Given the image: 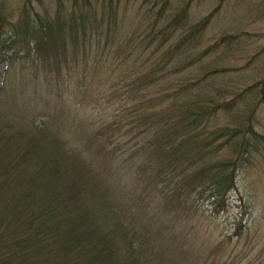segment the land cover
Wrapping results in <instances>:
<instances>
[{
  "label": "rangeland",
  "instance_id": "obj_1",
  "mask_svg": "<svg viewBox=\"0 0 264 264\" xmlns=\"http://www.w3.org/2000/svg\"><path fill=\"white\" fill-rule=\"evenodd\" d=\"M108 1L2 0L12 28L19 30L24 22L29 28L34 23L36 27L40 18L64 38L67 52L60 51L57 64L53 58L44 60L40 55L29 62L18 60L6 78H0V130L17 133L21 142L31 135L39 138L38 154L44 159L50 156L49 142L55 139L62 143L64 152L76 156L64 159V170L69 178L76 177L86 187L85 227L94 225L95 237L111 230L114 254L122 264H135L132 246L136 247L137 264H264V140L256 141L243 160L236 158L242 153L238 150L236 154L231 145L215 147L209 156L211 160H235L236 189L230 195L231 204L217 211L206 193L188 200L175 199L161 185L147 180L150 169L135 177L139 154L123 163L135 150L131 148L133 143L139 145L146 139L144 130L131 140L136 134L131 129V119L138 114L152 120L150 111L165 104L166 96L161 100V95L185 84L189 86L182 88L178 99L199 104L229 100L254 85L251 92L235 100L233 108L218 111L210 128L241 124L254 107L251 124L264 137V103L258 102L259 89L264 90V0H223L198 35L196 45L184 48L166 66L162 62L168 45L218 0H192L181 24L183 29L173 26L177 29L173 33L172 26L165 25L186 0H170L162 13L161 0H112L113 5L117 4V21L106 32V11L102 15V7ZM80 7L87 16L80 18ZM73 10L75 14L71 16ZM81 20L87 24L82 26ZM70 21L79 28L76 45L69 38ZM224 34L237 36L199 57L204 48ZM164 37V44L158 46ZM2 39L8 43L9 35L3 33ZM21 46L19 54L25 50V45ZM5 65L0 63V71ZM216 68L226 70L203 78ZM144 74L145 78H155L154 82H134ZM133 104L137 112L128 113ZM123 109H127L126 118L120 130L104 135L110 142L100 135L93 140L96 130ZM143 128L146 126L140 129ZM222 139L217 138L210 147ZM106 144L111 151H105ZM10 194L2 197L5 202L11 203ZM119 218L130 243L121 226H116ZM11 219L9 211L5 223ZM2 226L5 225L1 223ZM7 227L18 238L15 247L20 250L19 257L13 263L39 264L33 243L25 238L27 230L22 231L13 222ZM238 227L239 233L234 234Z\"/></svg>",
  "mask_w": 264,
  "mask_h": 264
},
{
  "label": "trees",
  "instance_id": "obj_2",
  "mask_svg": "<svg viewBox=\"0 0 264 264\" xmlns=\"http://www.w3.org/2000/svg\"><path fill=\"white\" fill-rule=\"evenodd\" d=\"M169 1L161 0L160 13L164 11ZM191 2L192 0H186L165 25V27L172 26L170 29L172 33L177 32L174 27L178 25L181 26V30L183 29L181 24L186 19ZM222 2L223 0H218L206 15L190 24L184 33L176 36L175 42L170 43L165 49L163 66L169 64L184 48L196 45L198 35L208 25ZM102 8L104 11L102 15L106 11L104 31L107 32L111 23L113 26L116 25L117 4L113 5L112 0H109ZM78 13L80 18L88 14L81 7L78 8ZM74 14L73 10L71 16ZM71 22L68 24L69 38L73 45H76L79 28ZM85 24L87 22H83L82 26ZM34 27L35 23L33 28H29L24 22L19 30L12 28V21L4 12L3 2L0 0V63L6 62L3 70L0 71L2 80L18 60L29 62L28 60L33 56L40 55L44 60L53 58V62L57 64L56 56H59L60 51L66 54L64 38L55 34L50 24H43L38 18V23ZM84 28H82L83 33H85ZM60 30L63 33L61 28ZM3 33L9 35L8 43L2 39ZM236 36L233 34L220 36L218 41L204 48L199 53V57L208 54L221 44H228ZM165 39L166 37L163 38L164 41L160 40L158 46L164 44ZM21 43L25 45V50L19 54L22 51ZM225 70V68L209 70L203 78ZM154 80L155 78L151 77L145 78L144 74L136 77L134 82L149 84ZM2 86L3 81L0 83V88ZM188 86L189 84H185L177 90L162 94L161 100L166 96L163 100L165 104L156 111H150L152 120L138 114L131 119V129L134 134L136 133L131 140H136L145 131L143 138L146 139L139 145L136 141L133 143L131 148L135 150L128 154V158L123 160V163L131 161L139 154L141 157L136 165L135 177L150 169L147 180L161 185L163 190L175 196V199L188 200L196 195L205 196L206 193V198L210 200L214 211H217L231 204L230 195L236 189L235 160H211L209 156L212 155L215 147L231 145L234 146L232 151L236 154L238 150L242 153L236 158L240 157L243 160V155L249 152L250 147H254L256 141L264 140V137L251 124L254 107L245 117V121L235 126L215 125L210 128L211 119L218 111L233 108L235 100L246 92H251L254 85L245 87L229 100L214 101L209 104L188 102L187 99L179 100L178 95L182 92V88ZM259 92L258 102L264 103V90L259 89ZM125 110L127 109L118 111L112 121L106 123L102 129L96 130L93 140L98 135L103 137L109 131L120 130L121 123L126 118ZM137 110L136 104H133L128 108V113H135ZM144 125L146 128L140 129ZM247 133L249 137L246 136ZM219 137L224 139L216 146L210 147ZM20 138L17 133L0 130V202H3L0 203V224L5 225L0 228V264H12L19 257L20 250L15 247L18 238H15L14 231L10 232L7 227L12 222L13 225L17 224V228L21 227L22 231L27 230L25 238L28 241L30 238L33 243V254L36 259L38 256L39 264H65L67 260L68 264H122L114 254V233L106 230L95 237L94 232L97 230L94 225L85 227L87 215L83 211V204L87 196L86 187L83 188L76 177L69 178L64 170V159H74L76 156L64 152L62 143L55 139L49 142L50 156L44 159L38 154L41 141L39 138L31 135L23 142ZM104 139L106 143L110 142L109 137L104 136ZM107 146L108 144L104 145L105 151H111L112 149H108ZM117 163L119 164V161ZM9 192L11 203L5 202L2 198ZM238 198L240 199V196ZM9 211L12 212L13 219L5 223ZM118 225L121 226L123 234L129 237L120 218L116 226ZM240 227L234 234L239 233ZM22 237L20 233L19 239ZM130 241L129 237V243ZM135 252L136 247L132 246L130 253L133 262L137 264L138 256Z\"/></svg>",
  "mask_w": 264,
  "mask_h": 264
}]
</instances>
